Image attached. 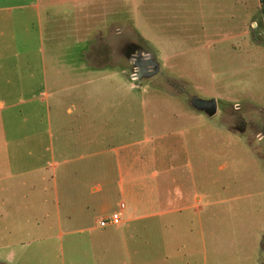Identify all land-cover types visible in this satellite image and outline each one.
<instances>
[{"label":"rangeland","instance_id":"1","mask_svg":"<svg viewBox=\"0 0 264 264\" xmlns=\"http://www.w3.org/2000/svg\"><path fill=\"white\" fill-rule=\"evenodd\" d=\"M108 2L103 12H123L108 28V44L124 52L123 72L94 83L102 84L108 113L117 116L104 136L109 150L94 155L86 170L84 161H75L50 181L35 180L34 188L14 183L15 192L30 194L16 201L35 207L36 215L30 209L0 214V264H264V6L260 0H123L122 7L120 0ZM104 17L94 18V26ZM133 44L158 62L155 75L139 77L126 56ZM115 78L123 83L117 91ZM196 98H215L216 114L198 107ZM177 112L195 113L198 126L197 120L167 119L159 128L184 146L189 166L174 174L194 177L203 205L166 212L164 160L170 155L163 147L170 135L165 139L162 132L157 154L163 161L154 169L161 180L156 209L163 212H138L132 195L126 201L119 196L118 157L138 147L155 116ZM141 146L142 159H149L151 143ZM128 171V180L152 186V167ZM42 194L48 198L40 199ZM117 210L124 211L119 224L100 225Z\"/></svg>","mask_w":264,"mask_h":264},{"label":"crops","instance_id":"2","mask_svg":"<svg viewBox=\"0 0 264 264\" xmlns=\"http://www.w3.org/2000/svg\"><path fill=\"white\" fill-rule=\"evenodd\" d=\"M108 1L0 0V214L27 213L30 209L28 203L23 205L16 201L19 197L28 198L30 194L15 192V182L34 188L35 180L42 183L50 181V177H54L52 174L56 176L58 169L65 164L84 161L86 170L92 166L94 155L103 156L108 152L109 148L103 143L104 136L110 132L109 125L117 116L108 113L102 84L94 83L117 77L119 68H124V52L119 55L115 48L109 47L107 36L110 24L118 22L117 17L123 12L117 9L108 14L106 9L104 13L102 8L108 6ZM120 1L122 7L123 0ZM153 3L156 5V2ZM103 14L102 22L98 21L94 26L93 19ZM104 40L108 45H103ZM109 55L114 56L111 64L108 62ZM96 56L105 58L98 59ZM94 69L98 72L95 77ZM122 85L115 78L114 91ZM167 119L197 120L195 126H198L195 113L158 114L145 124V136L136 144L138 147L119 155L117 160L119 196L125 201L133 196V204L139 205L136 207L138 212H163L156 209L161 204L157 201V185L161 180L154 169L163 161L157 154L162 147L158 143L162 132L168 135L165 139L170 135L163 147L170 155L164 160L165 191L168 193L166 212L198 210L203 205L194 177L188 179L174 174V170H182L189 164L182 156L184 146L173 140L169 129L159 128L168 124ZM116 123L115 126L118 125ZM116 129H119L118 126ZM144 143L152 145L153 157L150 160L142 159L144 147L141 145ZM94 145H97L95 149ZM179 153L180 159L177 158ZM145 164L153 168L154 175L150 179L152 186L148 188L141 186L140 181L128 180L126 175L129 168ZM27 177L28 180L25 179ZM57 180L55 177L54 188ZM6 184L10 189L8 192ZM92 184L89 185L90 191L95 193ZM47 189L45 187L44 191ZM37 195L34 194V197ZM38 197L48 198L45 194ZM53 199L56 223L60 227L58 184ZM30 210L32 215H36L35 207ZM121 211L123 215L124 211ZM39 224L36 222V225Z\"/></svg>","mask_w":264,"mask_h":264},{"label":"flooded vegetation","instance_id":"3","mask_svg":"<svg viewBox=\"0 0 264 264\" xmlns=\"http://www.w3.org/2000/svg\"><path fill=\"white\" fill-rule=\"evenodd\" d=\"M138 48L142 47L133 44L130 50L126 52L127 58L133 59L132 63L134 64L135 68H137L136 71L138 72L139 77L144 75H155L159 71V64L153 56L146 59L140 55H137V58H133V55L137 54ZM211 99L196 98V105L205 111L212 112L213 108L215 107V104L211 102Z\"/></svg>","mask_w":264,"mask_h":264},{"label":"built area","instance_id":"4","mask_svg":"<svg viewBox=\"0 0 264 264\" xmlns=\"http://www.w3.org/2000/svg\"><path fill=\"white\" fill-rule=\"evenodd\" d=\"M121 221H122V211L117 210V211H114L111 215L105 218H102L100 220V225L101 226H107L109 224L116 225V224H119Z\"/></svg>","mask_w":264,"mask_h":264},{"label":"water","instance_id":"5","mask_svg":"<svg viewBox=\"0 0 264 264\" xmlns=\"http://www.w3.org/2000/svg\"><path fill=\"white\" fill-rule=\"evenodd\" d=\"M137 55H140L146 59H148L152 56V54H150V53H144L142 48H138L137 54L133 55V58H137L138 57ZM211 102L215 104V107L213 108L212 112H210V113L215 114L217 112V101L215 98H212Z\"/></svg>","mask_w":264,"mask_h":264},{"label":"trees","instance_id":"6","mask_svg":"<svg viewBox=\"0 0 264 264\" xmlns=\"http://www.w3.org/2000/svg\"><path fill=\"white\" fill-rule=\"evenodd\" d=\"M260 2L262 3V5L264 6V0H260Z\"/></svg>","mask_w":264,"mask_h":264}]
</instances>
